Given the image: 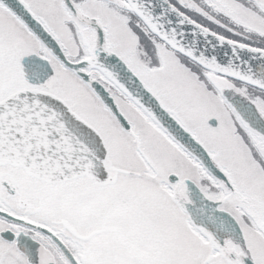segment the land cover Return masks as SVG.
Masks as SVG:
<instances>
[{
	"label": "snow or ice",
	"instance_id": "obj_1",
	"mask_svg": "<svg viewBox=\"0 0 264 264\" xmlns=\"http://www.w3.org/2000/svg\"><path fill=\"white\" fill-rule=\"evenodd\" d=\"M0 264H264V0H0Z\"/></svg>",
	"mask_w": 264,
	"mask_h": 264
}]
</instances>
